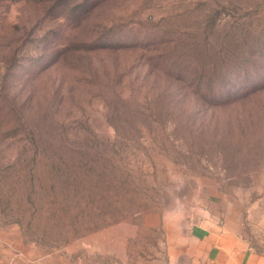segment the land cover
I'll return each mask as SVG.
<instances>
[{"label":"rangeland","instance_id":"obj_1","mask_svg":"<svg viewBox=\"0 0 264 264\" xmlns=\"http://www.w3.org/2000/svg\"><path fill=\"white\" fill-rule=\"evenodd\" d=\"M259 199L264 0H0V264H192Z\"/></svg>","mask_w":264,"mask_h":264},{"label":"crops","instance_id":"obj_2","mask_svg":"<svg viewBox=\"0 0 264 264\" xmlns=\"http://www.w3.org/2000/svg\"><path fill=\"white\" fill-rule=\"evenodd\" d=\"M189 239L194 246L182 250L192 264H264V199L232 205L213 217L205 212L190 227Z\"/></svg>","mask_w":264,"mask_h":264},{"label":"trees","instance_id":"obj_3","mask_svg":"<svg viewBox=\"0 0 264 264\" xmlns=\"http://www.w3.org/2000/svg\"><path fill=\"white\" fill-rule=\"evenodd\" d=\"M37 126H36V124H32V126H31V131H34V129H37L36 128ZM31 146H32V150H31V153H30V159L28 160L29 161V163H32V161H33V159H34V154L35 153H39L41 150H39L40 148H38V145H37V140H33L32 142H31ZM36 158L37 157H35V160H36ZM34 160V161H35ZM33 166V163L31 164V167ZM30 167V168H31Z\"/></svg>","mask_w":264,"mask_h":264}]
</instances>
